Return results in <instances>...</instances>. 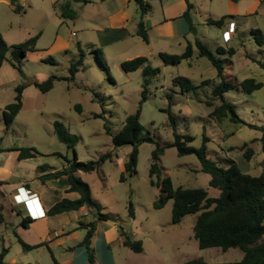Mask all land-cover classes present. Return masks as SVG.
Wrapping results in <instances>:
<instances>
[{"label":"rangeland","instance_id":"obj_1","mask_svg":"<svg viewBox=\"0 0 264 264\" xmlns=\"http://www.w3.org/2000/svg\"><path fill=\"white\" fill-rule=\"evenodd\" d=\"M4 1L9 0L0 1V34L8 45L21 43L38 33L40 36L36 52L26 54L23 76H19L7 62L0 66V152H4L3 162H8L9 150L31 147L39 153L34 158L37 168L43 165L61 168L65 164L63 157L71 159L72 152L53 132V122L59 121L78 137L75 152L79 161L96 160L108 152L112 154L99 170L81 173L80 178L89 185L91 196L101 207V212L117 220L116 223L107 222L115 226L106 234L107 238L113 234L109 244L115 264H182L192 259L226 263L240 260L242 252L238 248L225 252L219 248L200 250L193 237L196 215L185 216L180 224L172 225L171 200L161 209H154L153 203L159 194L156 187L149 184L148 170L151 152L159 146L163 148V154L159 156L158 166L162 176L163 173L169 174L174 188H203L211 197L218 195L217 190L208 187L209 176L200 171L195 155L178 156L175 148L168 147L173 141L169 112L174 118L176 132L194 137L189 146L199 148L203 136L209 138L207 157L219 166L225 167L227 160H232L251 175L264 172L260 132L247 126L264 125V0H188L193 6L190 14L195 27L191 34L183 33L186 23L180 17L186 10L184 0H145L149 5L143 19L148 29V43L135 35L139 14L134 0L128 3L125 0H87V4L73 2L74 20L61 18L54 8V3L63 0H18L21 9L17 12ZM223 16L225 20L220 27L207 23L208 19L218 20ZM121 19L125 20V30L112 29L115 25L111 24ZM257 31L261 32L262 40ZM195 39L221 59L226 80L254 79L262 84L251 94L237 90L227 94L246 125L228 121L219 123L210 117L212 85L219 80L209 61L197 57ZM188 42L194 50L190 59L179 65H167L159 58V53L181 54ZM77 43L83 57L82 67L74 79L57 81L49 92L41 93L33 86L34 81H42L50 75L69 77L70 63L80 58ZM230 48L234 51L232 55L227 52ZM98 49L102 51L100 59L92 53ZM216 50H219L218 54ZM139 56L145 57L151 67L159 69V74L147 85L145 100L140 105L139 122L152 143L139 145L135 172L130 176L124 173L123 167L130 146L113 149L104 124L112 133H117L125 117L139 107L142 71L125 73L120 68L121 62ZM48 57L54 60V64L42 62ZM176 76L188 78L198 88L183 92L172 82ZM206 80L212 82L200 86ZM21 83L27 84L23 107L6 130L2 108L13 101L14 88ZM76 106H80V112ZM164 109L167 112L162 111ZM95 114H101L102 118H95ZM248 150L252 154L247 162L243 155ZM37 168L33 174L39 176L41 173ZM122 173L125 179L120 181ZM7 175L10 172H1L0 178ZM33 183L38 185L39 181ZM129 202L133 205V218L128 216ZM88 213L84 217L77 213L76 218V213L58 216L55 219L69 233L39 248L25 251L18 239L30 246L40 244L41 230L55 223V219L37 220L24 230L16 214L5 209L4 223L0 224V251L7 249L4 262L54 264V259L59 264L74 263L79 257L77 252L84 250L77 244L85 235L84 229L75 227L79 225L78 220L88 223L95 218L94 211ZM34 214H37L36 209ZM119 225L131 241L141 242V252L135 253L123 246L124 237L117 231ZM103 231L99 222L92 241L95 252L99 254L106 249ZM68 248H74L77 254Z\"/></svg>","mask_w":264,"mask_h":264},{"label":"trees","instance_id":"obj_2","mask_svg":"<svg viewBox=\"0 0 264 264\" xmlns=\"http://www.w3.org/2000/svg\"><path fill=\"white\" fill-rule=\"evenodd\" d=\"M184 1L186 3V10L182 13L181 18L187 24V34H191L195 32L190 14L193 6L188 0ZM17 2L18 0H9V5L15 12L21 9V6L17 4ZM73 2L89 3L87 0H63L61 3H54L53 6L59 11L61 18L74 20L76 18V13L71 9V3ZM134 2L139 14L135 35L144 43H148L147 29L143 19L149 11V5L145 0H134ZM224 20L225 17L223 16L218 20L208 19L207 23L220 27ZM257 33L262 40L263 36L261 32L257 31ZM39 36L40 33L21 43L8 45L0 34V66L7 62L19 76H23L22 66L26 59V54L36 52L35 46ZM194 45L197 50V57L205 58L209 61L216 71V78L219 80L212 85L211 96L213 101L210 102L212 106L210 117L219 123L228 121L237 125H246L236 113L235 106L227 97V94L232 90H237L244 94H251L259 90L262 84L256 82L254 79H245L240 82L226 80L223 74L224 67L221 59L215 56L214 53L199 40L195 39ZM76 47L79 50L80 58L70 63L68 67V78L50 75L42 81H34L33 86L41 93L45 94L53 88L57 81H72L75 74L82 67L83 52L78 43ZM193 52L192 44L188 42L185 50L181 54L159 53L158 56L162 62L167 65H179L182 61L190 59ZM218 52L219 50H216V54H218ZM227 52L229 55L234 54L232 48L228 49ZM92 53H95L97 59H100L102 55L100 49L92 51ZM42 62L54 64V60L51 57L43 59ZM120 68L125 73L141 69L143 77L141 85V102L134 113L125 117L123 126L117 133H112L106 124H104V130L111 138L113 149L130 146V152L126 155L123 167L124 173L131 176L135 172L139 145L144 142L152 143V139L143 133V127L139 122L140 105L145 100L147 85L150 83L151 79L159 74V69L151 67L148 60L142 56L121 62ZM105 70H108L106 66ZM172 82L174 85L179 86L183 92L198 88V86L193 85L188 78L183 76H176ZM211 82L212 81L207 80L203 81L200 86L208 85ZM25 87V83L17 85L14 88L15 95L13 101L4 107L3 120L6 130L13 123L15 117L22 108L23 90ZM76 109L79 112L81 111L80 106H76ZM162 111L167 112L166 109ZM94 117L102 118L101 114H95ZM168 118L173 126V141L168 147L175 148L178 156L195 155L199 162L200 171L209 176L208 187L217 190L218 195L211 197L207 190L203 188H185L181 186L174 188L169 174L163 173L162 176L161 169L158 166V160L159 156L163 154V148L156 146L151 152V163L148 170L149 184L156 187L159 194L153 203L154 209H161L167 201L171 200L170 222L172 225L180 224L185 216L196 215V220L193 225V237L200 250L219 248L221 251L225 252L231 248H238L242 252L241 259L234 262L208 263L201 259H192L182 264H264V172L256 176L251 175L242 171L238 164L232 160H227L228 162H226L227 164L225 167L219 166L216 162L207 157L206 143L209 141L208 137L203 136L199 148L189 146L188 144L194 140V137L189 134H178L175 129L174 118L169 112ZM247 126L260 132L259 142L264 158V125ZM53 132L57 139L65 145L67 150L72 152V158L68 159L63 157L65 167L54 172H49V170H51L50 167L44 165L38 167L37 169L41 173L38 179L41 183H44L49 179L65 177L68 184L67 192H75L78 197L76 199L63 198L57 201L46 211V215L51 217L61 213L77 211L81 207H88L94 211V221L85 224L82 222L79 223V229L85 230V235L83 240L79 243V246L85 248L87 263L95 264V251L92 246V240L96 232V224L108 221L116 223L117 220L101 212V207L91 196L89 185L81 180V178L76 175V172L91 173L97 171L105 161L111 159L112 154L108 152L101 155L96 160L81 162L78 160L75 152L78 137L72 134L69 129L59 121L53 122ZM229 150L232 151L231 148ZM15 151L18 152L17 159L19 161L39 156L36 149L31 147H22ZM251 154V150L244 153L243 157L247 162L250 160ZM124 179L122 173L120 181ZM0 185H3V183L0 182ZM3 209L4 206L0 203V224L4 223ZM15 212L21 217L20 212ZM128 216L134 217V209L131 202L128 203ZM32 222L33 220L30 217H21L19 224L22 228L27 229L28 225ZM117 231L120 236L124 237L123 245L125 247L135 253L141 252L142 246L140 241H131L126 237L120 225ZM18 243L25 251H30L44 245V243H40L35 246H30L20 239H18ZM6 253L7 249L2 248L0 251V264H6L4 262ZM53 262L54 264H59L54 259Z\"/></svg>","mask_w":264,"mask_h":264},{"label":"crops","instance_id":"obj_3","mask_svg":"<svg viewBox=\"0 0 264 264\" xmlns=\"http://www.w3.org/2000/svg\"><path fill=\"white\" fill-rule=\"evenodd\" d=\"M125 1H127L128 3V1L130 0H125ZM4 2L9 4V2L7 1H4ZM124 21L125 20L121 19L119 20V22L117 21L113 22L111 25H115V27H112V29L119 28V29L125 30ZM184 32H186L187 34V24H186V27H183V33ZM147 34H148V29H147ZM26 89H27V84H26L25 89L23 90V96H24ZM5 106H3L2 108V115H3V109ZM8 153L10 154L8 158V162L5 163L3 162V158H2L4 152H0V162H2L1 167H0V173L10 172V175H7L5 178H0V182L3 183V185H0V203H2L4 206L3 211L6 209L10 213H15V214H16L15 211H18L20 212L21 217H30L33 220V222L28 225L27 229H29L30 225H34V223H36L37 220H43V219L49 218V216L46 215V211L57 201L63 198L76 199L78 197V195L75 192H67L68 184H67V180L65 177L49 179V180H46L44 183H41V181L38 179V175L33 174V172L37 168L34 158L19 161L17 159V155H18L17 151L12 150V151H9ZM3 164L4 166H2ZM8 165H11L12 168H9ZM64 167H65V164L62 165L61 168H58V169L50 167L51 170H49V172H54ZM8 169H12V170L8 171ZM81 173L83 172L78 171L76 172V175L80 177ZM36 180L39 181L38 185L37 183H33ZM18 189L21 190L23 194L24 192L27 193L26 195H24V197L26 196L25 198L24 197L21 198L18 196V193H17ZM32 197H36L34 202H30L28 204L24 203V200L28 201ZM34 209H36L37 214H34ZM88 212H91L90 208L81 207L77 211H71V212H66V213L67 214L76 213V216H75L76 218L78 215L80 217L89 215ZM63 214L65 213H61V214L51 216V217L55 219V218H58V216H61ZM32 216H35V217L32 218ZM16 217H18V219L21 220V217L18 216L17 214H16ZM91 221H94V218H92V220L91 219L89 220V222ZM58 222L59 220L55 219V223L41 230L42 231V238H40L42 241L41 243L46 244V243L52 242L58 237L64 236L69 233V232L68 233L65 232L64 227L60 225V223ZM80 222H82V220L81 221L78 220V223ZM101 223H102L103 229L105 230L103 231L104 232L103 244L106 249H104L103 252L100 254L98 252H95V257H96L95 264H115L113 260V255L111 252V247L109 244V240L112 239L113 234L112 235L110 234L109 238H107L106 236L107 231L111 230L113 226L115 225H111V223L108 224L107 222H101ZM96 227H98V223L96 224ZM23 229L25 230V228ZM75 229H79V225L75 227ZM77 246L79 248H83L84 250H79V252H77L74 248L73 249L68 248V251H73L74 254L78 253L79 255V257L77 256L76 261L70 264H88L85 248L83 246H79V243L77 244ZM94 251H95V248H94Z\"/></svg>","mask_w":264,"mask_h":264},{"label":"built area","instance_id":"obj_4","mask_svg":"<svg viewBox=\"0 0 264 264\" xmlns=\"http://www.w3.org/2000/svg\"><path fill=\"white\" fill-rule=\"evenodd\" d=\"M232 24V26H233V23H231ZM73 36L75 35L74 33L72 34ZM17 193H18V196L19 197H21V198H23L24 197V195H26L27 193L26 192H24V194L21 192V190H17ZM26 197V196H25ZM24 197V198H25ZM35 199H36V197H32L30 200H24V203H30V202H34L35 201ZM34 206V205H33ZM35 216H32V218H34Z\"/></svg>","mask_w":264,"mask_h":264},{"label":"water","instance_id":"obj_5","mask_svg":"<svg viewBox=\"0 0 264 264\" xmlns=\"http://www.w3.org/2000/svg\"><path fill=\"white\" fill-rule=\"evenodd\" d=\"M32 82V81H31Z\"/></svg>","mask_w":264,"mask_h":264}]
</instances>
